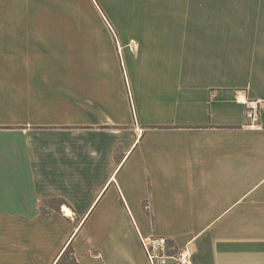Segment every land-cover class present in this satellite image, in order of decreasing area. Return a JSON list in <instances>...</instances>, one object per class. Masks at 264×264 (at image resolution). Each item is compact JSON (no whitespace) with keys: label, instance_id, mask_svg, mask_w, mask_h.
I'll use <instances>...</instances> for the list:
<instances>
[{"label":"crops","instance_id":"1","mask_svg":"<svg viewBox=\"0 0 264 264\" xmlns=\"http://www.w3.org/2000/svg\"><path fill=\"white\" fill-rule=\"evenodd\" d=\"M164 2L76 75L0 0V264H264V0Z\"/></svg>","mask_w":264,"mask_h":264},{"label":"rangeland","instance_id":"2","mask_svg":"<svg viewBox=\"0 0 264 264\" xmlns=\"http://www.w3.org/2000/svg\"><path fill=\"white\" fill-rule=\"evenodd\" d=\"M160 1L14 0L13 7L17 17L22 13L24 29L45 33L23 36V42L39 44L40 58L55 60L56 66L69 63V70L77 75L79 60L98 58L105 62L118 54L117 43L121 48L133 45L152 19L174 5ZM16 24L19 26L18 18ZM47 44L50 51L45 50ZM50 206L56 204L46 203L40 206V212H47Z\"/></svg>","mask_w":264,"mask_h":264},{"label":"built area","instance_id":"3","mask_svg":"<svg viewBox=\"0 0 264 264\" xmlns=\"http://www.w3.org/2000/svg\"><path fill=\"white\" fill-rule=\"evenodd\" d=\"M242 104L245 106L248 127L254 128L257 121L258 105L255 101H243ZM140 242L148 264H191V251L188 248L170 254L165 239L140 237Z\"/></svg>","mask_w":264,"mask_h":264},{"label":"trees","instance_id":"4","mask_svg":"<svg viewBox=\"0 0 264 264\" xmlns=\"http://www.w3.org/2000/svg\"><path fill=\"white\" fill-rule=\"evenodd\" d=\"M55 264H77L73 249L70 244H68L64 248V250L59 255L58 259L56 260Z\"/></svg>","mask_w":264,"mask_h":264},{"label":"bare ground","instance_id":"5","mask_svg":"<svg viewBox=\"0 0 264 264\" xmlns=\"http://www.w3.org/2000/svg\"><path fill=\"white\" fill-rule=\"evenodd\" d=\"M64 211H65V213L67 214V215H71V213H70V211L68 210V209H66V208H64Z\"/></svg>","mask_w":264,"mask_h":264}]
</instances>
